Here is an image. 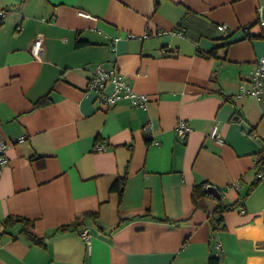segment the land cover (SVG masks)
Listing matches in <instances>:
<instances>
[{
    "label": "crops",
    "instance_id": "obj_1",
    "mask_svg": "<svg viewBox=\"0 0 264 264\" xmlns=\"http://www.w3.org/2000/svg\"><path fill=\"white\" fill-rule=\"evenodd\" d=\"M1 10L0 264H208L216 244L219 264H264V104L237 98L264 54V0H0ZM187 17L185 36L173 33ZM97 65H117L147 109L101 107L88 90ZM202 183L239 202L217 228L218 200L192 203Z\"/></svg>",
    "mask_w": 264,
    "mask_h": 264
},
{
    "label": "built area",
    "instance_id": "obj_2",
    "mask_svg": "<svg viewBox=\"0 0 264 264\" xmlns=\"http://www.w3.org/2000/svg\"><path fill=\"white\" fill-rule=\"evenodd\" d=\"M5 15V11H0V21ZM79 15L83 18H92L89 14L85 12H79ZM258 25L260 27L261 34L264 35V19L261 17L258 19ZM217 31L223 35L224 38L229 37V28L226 24L217 25ZM177 35L182 36L181 31L173 32ZM132 37V36H131ZM44 53V44L41 38H37L32 45L31 54L34 59L41 60ZM112 86V90L109 94H104L106 86ZM88 90L99 96L98 104L101 107L108 108L115 106L118 102L122 100H128L131 105L147 109L149 103V98L145 94H140L134 91L133 87L127 82L126 78L122 74L121 70L117 65L110 68H106L102 65H97L92 78L88 84ZM250 96L253 97L258 102L264 104V54L259 58L256 63V67L252 74L246 80V83L240 87V92L237 98ZM264 115V111H263ZM153 125L151 122L146 123L143 126V131L151 132ZM191 133V128L187 122L184 120L179 121L176 127L177 139L185 142L188 135ZM210 136L214 141L221 145L223 144V139L219 135L217 128L213 130ZM24 138H21L23 141ZM9 144L7 141L0 140V171H2L8 165L7 150ZM105 147L102 144L95 146V151H101ZM257 174L256 177L260 180L264 179V141L261 143L260 158L256 165ZM211 186L207 184L205 188H210ZM80 237L85 242L87 247L91 245V235L87 228H83L80 232ZM215 256L221 258L222 248L220 244L215 246Z\"/></svg>",
    "mask_w": 264,
    "mask_h": 264
},
{
    "label": "trees",
    "instance_id": "obj_3",
    "mask_svg": "<svg viewBox=\"0 0 264 264\" xmlns=\"http://www.w3.org/2000/svg\"><path fill=\"white\" fill-rule=\"evenodd\" d=\"M188 21H189L188 17L185 18L184 21L182 22V24H180V26L178 27V30H176V31H181L182 36H185L183 26H185L186 23H188ZM216 29H217V26H216ZM229 37H230V35H229ZM229 37H227V38H229ZM227 38H222V39L227 40ZM79 45H80V43H77V46H79ZM212 54H213V52H212ZM47 104H48V102L46 100H40L37 103V107L45 106ZM259 181H260V179L258 180V182ZM124 184H125V177L118 179L116 181V183L114 184V188L117 187L118 191L121 192ZM205 185H206L205 183H202V184L194 186L192 189L191 199H192L193 205L196 208L201 207L203 202L205 201V199L211 197V195L208 193V189L205 188ZM256 185H257L256 183L253 184L251 189L254 188ZM238 203L232 204V205H224L221 199L218 200V206L216 207L215 211L209 216L212 220V223L214 224V226L216 228L220 226L223 214L237 209L239 207ZM9 221H11V220L9 219L6 222H9ZM26 233H28V232H26ZM220 260H221V258L216 257V256H212L209 259L208 264H219Z\"/></svg>",
    "mask_w": 264,
    "mask_h": 264
},
{
    "label": "water",
    "instance_id": "obj_4",
    "mask_svg": "<svg viewBox=\"0 0 264 264\" xmlns=\"http://www.w3.org/2000/svg\"><path fill=\"white\" fill-rule=\"evenodd\" d=\"M208 193L210 195H212L214 198H216L217 200H220V198H221V194H220L219 190H217L216 188H213V187L209 188Z\"/></svg>",
    "mask_w": 264,
    "mask_h": 264
}]
</instances>
